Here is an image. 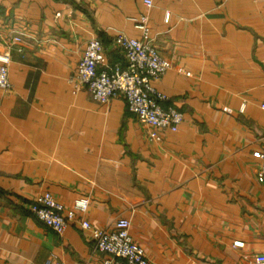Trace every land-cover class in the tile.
<instances>
[{
    "label": "crops",
    "instance_id": "1",
    "mask_svg": "<svg viewBox=\"0 0 264 264\" xmlns=\"http://www.w3.org/2000/svg\"><path fill=\"white\" fill-rule=\"evenodd\" d=\"M142 15L171 64L153 86L184 114L175 131L142 123L122 95L74 92L87 42L104 47L99 69L125 67L115 36L142 39ZM7 47L0 264L109 257L78 221L61 235L37 218L31 205L46 191L66 206L88 197L85 217L100 229L130 219L155 264H264V0H0Z\"/></svg>",
    "mask_w": 264,
    "mask_h": 264
},
{
    "label": "built area",
    "instance_id": "2",
    "mask_svg": "<svg viewBox=\"0 0 264 264\" xmlns=\"http://www.w3.org/2000/svg\"><path fill=\"white\" fill-rule=\"evenodd\" d=\"M144 2L148 6L153 4V0ZM148 20L147 15L137 19V27L143 32L142 39L129 37L122 32L115 36V43L125 58V67L117 63L112 67L99 69L106 64L104 47L98 38H91L86 44L77 75L73 79L74 92L86 87L99 103H108L111 98L122 95L129 111L142 123L175 131L184 121V114L173 107L164 108L160 101L167 97L153 86V81L163 76L171 68V64L151 42ZM22 35L17 32L13 42L20 43ZM10 63L11 50L7 47L0 52V89L5 91L12 89ZM182 72L190 75L188 71ZM262 107L264 108V104ZM153 136L160 140V136ZM260 159L259 177L264 183V152L260 154ZM89 205L90 199L82 197L76 199L71 206H66L51 192L46 191L36 197L31 209L39 220L58 234L62 235L68 225L76 221L83 229L90 230L98 251L109 256L104 264H155L146 255L144 247L132 236L130 219L121 217L112 229H100L85 217ZM259 260L263 261L264 258ZM45 264L57 263L47 261Z\"/></svg>",
    "mask_w": 264,
    "mask_h": 264
}]
</instances>
